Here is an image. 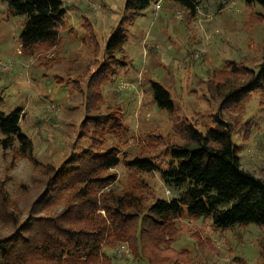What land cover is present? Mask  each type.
<instances>
[{"label": "trees", "instance_id": "trees-1", "mask_svg": "<svg viewBox=\"0 0 264 264\" xmlns=\"http://www.w3.org/2000/svg\"><path fill=\"white\" fill-rule=\"evenodd\" d=\"M0 1L11 16L25 18L20 35L24 55H32L41 44L60 42L67 14L63 0ZM160 1L125 0L103 51L93 26L82 22V27L90 26L82 41L93 59L73 80V89L81 91V84L86 85L85 113L78 134L79 142L88 141L86 149L73 151L60 165L41 162L35 157L33 141L21 128L23 110L0 111V146L11 151L14 159L29 160L36 173L33 184L42 185L25 212L7 189L11 177L0 178V264H114L108 250L122 245L135 261L192 264V258L173 248L180 235L177 222L184 217L211 219L214 230L222 233L258 225L262 236L257 239L260 256L255 264H264V179L242 168L233 124L222 116L224 111L242 115L252 94L258 90L264 93V47L262 60L253 67L230 63L213 78L200 80L208 92L206 99L219 105L213 118L215 128L205 132L179 118L170 91L148 79L151 97L157 108L173 119L174 132L165 136L150 131L137 146L139 155L133 160L123 150L127 143L124 136L130 131L129 102L124 99V104L105 106L106 85L120 70L132 68L123 49L129 28L140 13ZM173 1L189 13L187 23L196 18V0ZM245 1L264 6V0ZM124 85L115 90L132 87ZM160 149L170 157L166 168L144 159ZM121 163L128 172L124 187L117 189L113 187L118 180L113 170ZM152 171H159L165 185L177 190L179 196L149 201L142 173ZM236 264L249 262L238 258Z\"/></svg>", "mask_w": 264, "mask_h": 264}, {"label": "rangeland", "instance_id": "rangeland-1", "mask_svg": "<svg viewBox=\"0 0 264 264\" xmlns=\"http://www.w3.org/2000/svg\"><path fill=\"white\" fill-rule=\"evenodd\" d=\"M63 1L67 14L60 42L55 46L41 44L32 55H24L21 50L25 18L11 16L6 4L0 1V111L10 113L21 108V128L33 141L35 157L55 165H60L73 151L88 147V141L79 142L78 137L85 113L86 85L81 84V91L73 89V80L93 59L82 41L90 26L81 24L84 20L90 22L103 51L125 4V0ZM196 1L198 13L190 23L186 22L187 10L173 0H162L156 3L158 7L153 2L140 13L123 46L132 68L120 70L104 88L105 106L129 102L126 112L130 131L124 136L127 143L123 150L130 160L139 155L137 146L150 131L165 136L174 132L173 119L159 110L151 97L148 79L170 91L179 118L205 132L215 128L213 118L219 105L206 99L208 92L200 80L213 78L230 63L253 67L262 60V4L245 0ZM124 84H130L131 89L120 92L124 90L120 87V93L115 90ZM222 116L233 124V141L240 147L242 168L264 179L263 91L252 94L242 115L224 111ZM165 152L160 149L144 159L166 168L170 157ZM127 172L123 163L113 170L118 177L114 188L124 187ZM35 174L29 160L14 159L11 151L0 146V178L11 177L7 189L25 212L42 188L41 184H33ZM142 175L148 183L144 194L149 201H170L179 196L177 190L165 185L159 171ZM177 225L180 235L173 248L192 258V264H236L238 258L255 264L260 256L257 239L262 231L256 224L224 233L214 230L211 219L184 217ZM108 253L114 264H148L133 260L126 245L109 249Z\"/></svg>", "mask_w": 264, "mask_h": 264}]
</instances>
